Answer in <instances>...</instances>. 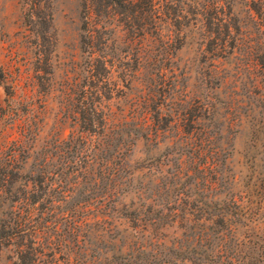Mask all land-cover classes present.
<instances>
[{"label": "trees", "instance_id": "trees-1", "mask_svg": "<svg viewBox=\"0 0 264 264\" xmlns=\"http://www.w3.org/2000/svg\"><path fill=\"white\" fill-rule=\"evenodd\" d=\"M51 2L25 0V17L39 47L42 40L51 38ZM182 4L187 3L82 1V49L87 55V75L73 87L75 102L64 104L65 117L76 122L78 131L36 151L39 129L27 118L18 138L9 146L0 145V253L14 246L18 264H57V252L68 246L66 236L58 238L59 224L65 223L71 238L68 243L83 255L87 235L82 225L89 207L103 210L114 206L130 186L127 158L137 141L157 139L176 123L186 136L189 154L171 163L161 188L167 197L176 196L159 203L162 208L149 220L201 221L202 233L195 238L196 232H188L185 249L180 244L175 252L144 254L135 261L167 264L181 257L190 264H209L208 260L214 264H264V236L259 246L257 242L251 244V239L239 242L236 238L239 227L250 228L257 221L255 205L246 202L244 196L240 200L220 196L229 177L228 156L213 129L199 133V116L193 115L191 108L165 115L159 105L146 106L142 113L135 106L133 116L119 119L111 107L101 102L103 97L110 98L103 91L111 82L109 75L114 68H122L126 87L132 82L129 56L125 50L118 51L112 38L117 26H124L134 38L155 36L170 45L172 37L163 33L166 24L176 27L200 21L206 50L214 58L240 59L239 69L252 79L251 92L260 104L264 121V0H205L201 6L194 3L189 8ZM112 24L115 27L111 29ZM39 51L42 53V48ZM135 60L139 64L140 56L136 55ZM4 79L0 66V85ZM203 111L200 117H209L208 106ZM138 114H142L140 119ZM194 187L207 193L205 197L192 199L189 194ZM262 189L263 200L256 209L264 216V182ZM187 228L193 230V226ZM216 239L213 246L210 242Z\"/></svg>", "mask_w": 264, "mask_h": 264}, {"label": "rangeland", "instance_id": "rangeland-1", "mask_svg": "<svg viewBox=\"0 0 264 264\" xmlns=\"http://www.w3.org/2000/svg\"><path fill=\"white\" fill-rule=\"evenodd\" d=\"M82 1L52 0L51 38L42 40L39 47L25 17V0H0V66L5 73L0 85V145L9 146L18 138L27 118L39 129L36 151L78 131L76 122L65 117L64 104L75 102L73 87L87 75V55L82 49ZM183 1L187 3L181 5L183 8L205 3ZM163 33L172 37L170 45L155 36L134 38L124 26L116 27L112 38L118 51L125 50L129 56L132 82L126 87L122 68H114L109 75L111 82L103 91L110 98L103 97L101 102L111 107L119 119L133 116L135 106L142 113L146 106L159 105L165 115L191 108L193 115L199 116V133L213 129L228 156L229 177L220 196L236 200L244 196L246 202L255 205L253 217L257 221L250 228L239 227L236 238L239 242L251 239V244L257 242L259 246L264 236V216L256 205L263 200L264 121L260 104L251 92L252 79L240 71L239 58L217 59L206 50L200 21L176 27L166 24ZM136 55L140 56L139 64ZM205 106L210 109L209 117H200ZM137 116L140 119L142 114ZM185 137L173 123L157 139H139L127 158L131 173L128 190L114 206L103 210L89 207L84 217L82 230L87 235V246L83 255L68 243L69 227L59 224L58 238L66 236L68 246L57 252V264H139L135 259L144 254L172 253L180 244L185 249L188 232H196L195 238L201 235V221L149 220L167 198L176 196L167 197L161 186L171 163L189 154ZM206 194L194 187L189 195L202 199ZM217 242L210 243L214 246ZM0 264H18L14 246L1 250ZM167 264L190 263L180 257Z\"/></svg>", "mask_w": 264, "mask_h": 264}]
</instances>
